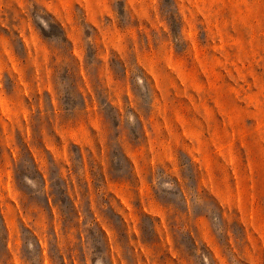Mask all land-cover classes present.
<instances>
[{"label": "rangeland", "instance_id": "1", "mask_svg": "<svg viewBox=\"0 0 264 264\" xmlns=\"http://www.w3.org/2000/svg\"><path fill=\"white\" fill-rule=\"evenodd\" d=\"M0 264H264V0H0Z\"/></svg>", "mask_w": 264, "mask_h": 264}]
</instances>
